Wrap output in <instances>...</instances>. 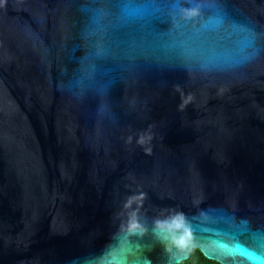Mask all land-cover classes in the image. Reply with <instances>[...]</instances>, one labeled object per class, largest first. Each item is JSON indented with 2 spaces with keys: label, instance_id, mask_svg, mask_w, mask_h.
Wrapping results in <instances>:
<instances>
[{
  "label": "water",
  "instance_id": "95a60500",
  "mask_svg": "<svg viewBox=\"0 0 264 264\" xmlns=\"http://www.w3.org/2000/svg\"><path fill=\"white\" fill-rule=\"evenodd\" d=\"M178 2L0 0V264H264V0Z\"/></svg>",
  "mask_w": 264,
  "mask_h": 264
},
{
  "label": "snow or ice",
  "instance_id": "6c2138e0",
  "mask_svg": "<svg viewBox=\"0 0 264 264\" xmlns=\"http://www.w3.org/2000/svg\"><path fill=\"white\" fill-rule=\"evenodd\" d=\"M170 7H172V8L174 9V11H175L178 15H179V14H182L183 9H182L180 3L178 2V0H177V3H174V4L170 5ZM188 7H189V8H195V7H197V4H196L195 2H193V3H190V4L188 5ZM234 249H235V253H238V254L244 255V256L247 257L248 259H259L258 257H255V256L252 255L251 253H248L247 251H245V250L243 249V247L240 246V245H235V246H234ZM173 264H174V262H173Z\"/></svg>",
  "mask_w": 264,
  "mask_h": 264
},
{
  "label": "trees",
  "instance_id": "16d2710c",
  "mask_svg": "<svg viewBox=\"0 0 264 264\" xmlns=\"http://www.w3.org/2000/svg\"><path fill=\"white\" fill-rule=\"evenodd\" d=\"M182 264H219L215 261L206 259L199 250H193L189 260Z\"/></svg>",
  "mask_w": 264,
  "mask_h": 264
}]
</instances>
